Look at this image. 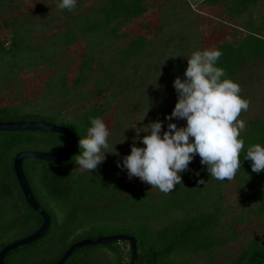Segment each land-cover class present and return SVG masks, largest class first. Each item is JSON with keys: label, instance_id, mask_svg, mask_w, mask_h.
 <instances>
[{"label": "trees", "instance_id": "1", "mask_svg": "<svg viewBox=\"0 0 264 264\" xmlns=\"http://www.w3.org/2000/svg\"><path fill=\"white\" fill-rule=\"evenodd\" d=\"M145 1L111 0L109 19H118L123 12L130 18L139 17L147 11ZM205 1L219 5L234 36L215 48L223 53L217 66L225 69L226 78L235 80L240 71L262 66L264 14L251 17V13L264 0ZM246 11L247 19L239 22ZM0 50L15 54L19 43L13 40L10 47L0 43ZM89 117L93 116L87 114L88 120L64 116L63 126L78 139L86 138ZM54 119L52 114L0 106V123H54ZM240 138L245 143L242 168L232 181L212 178L207 166L193 159L188 171L180 173L182 184L169 194L141 185L137 177L128 178L122 165L123 157L130 153L110 154L93 172L76 164L74 157L81 154L80 148L64 161L25 159L23 169L29 184L52 222L43 238L9 252L5 264H53L79 240L114 234L137 239L135 264H264V232L252 236L239 251H223L240 238L241 225L250 218L237 215L238 206L248 212L251 207L255 217H264V171L253 172L252 162L243 159L249 146L264 147V118L250 120ZM70 144L67 137L45 130L0 131V252L37 231L43 222L21 189L14 171L15 156L24 150L61 151ZM232 183L237 185V203L226 194ZM65 264H131L130 245L114 242L86 246L75 251Z\"/></svg>", "mask_w": 264, "mask_h": 264}, {"label": "rangeland", "instance_id": "2", "mask_svg": "<svg viewBox=\"0 0 264 264\" xmlns=\"http://www.w3.org/2000/svg\"><path fill=\"white\" fill-rule=\"evenodd\" d=\"M202 1L146 0L145 14L130 18L123 12L110 20L111 0H77L73 11L58 9L60 0H0V43H19L15 54L0 50V106L52 114L61 126L64 116L100 117L110 132L106 158L130 153L134 140L144 147L142 137L149 133L140 132L136 139L135 126L161 121V135L169 123L185 127L186 120L166 116L178 101L175 78L186 79V57L234 37L219 5ZM252 11L251 17L263 15L264 1ZM247 17L248 11L238 21ZM261 74L264 64L240 71L233 80L241 86L242 98L250 100L239 117L246 127L250 120L264 118ZM236 186L232 183L226 191L233 203L239 200ZM248 209L237 207V215L250 218L241 225L240 238L223 251H239L264 232V217Z\"/></svg>", "mask_w": 264, "mask_h": 264}, {"label": "clouds", "instance_id": "3", "mask_svg": "<svg viewBox=\"0 0 264 264\" xmlns=\"http://www.w3.org/2000/svg\"><path fill=\"white\" fill-rule=\"evenodd\" d=\"M76 6L77 0H60L57 5L68 11ZM222 55L215 48L192 51L186 57V79L175 78L178 101L166 119H184L185 127L169 123L163 135L161 121L133 127L136 139H141L140 132L149 134L142 137L144 147H137L134 140L130 154L123 157L122 166L129 179L137 177L151 188L169 194L182 184L180 173L188 171L196 155L212 178L221 182L235 178L242 168L241 152L245 147L240 136L246 124L239 117L249 109L250 100L242 98L239 83L226 78L225 69L217 66ZM89 121L86 138L78 141L81 154L74 160L80 169L93 172L105 161V153H110V132L102 118L89 117ZM243 159L252 162L253 172L264 171V147L260 144L249 146Z\"/></svg>", "mask_w": 264, "mask_h": 264}, {"label": "water", "instance_id": "4", "mask_svg": "<svg viewBox=\"0 0 264 264\" xmlns=\"http://www.w3.org/2000/svg\"><path fill=\"white\" fill-rule=\"evenodd\" d=\"M10 130H45L51 133L61 134L67 137L71 144L67 149L61 151H36V150H24L19 152L14 158V171L24 193V196L35 211L43 218L40 228L29 236H26L20 240H16L7 246H5L0 252V264H5L6 255L12 250L27 246L40 238H43L51 227V217L46 210L38 203L33 190L29 184L27 176L23 169V162L27 158L42 160L46 162L64 161L74 156L78 150V137L68 128L45 121H29V122H5L0 123V131ZM114 242H128L131 249V264H135L138 259V243L134 236L127 234H114L107 236H99L92 238H85L73 243L70 248L64 253V255L53 264H65L71 255L86 246L91 245H104Z\"/></svg>", "mask_w": 264, "mask_h": 264}, {"label": "crops", "instance_id": "5", "mask_svg": "<svg viewBox=\"0 0 264 264\" xmlns=\"http://www.w3.org/2000/svg\"><path fill=\"white\" fill-rule=\"evenodd\" d=\"M205 0H203L202 2H204ZM206 2V1H205Z\"/></svg>", "mask_w": 264, "mask_h": 264}]
</instances>
